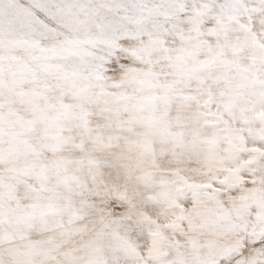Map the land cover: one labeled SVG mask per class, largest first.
<instances>
[{
	"label": "snow or ice",
	"instance_id": "6c2138e0",
	"mask_svg": "<svg viewBox=\"0 0 264 264\" xmlns=\"http://www.w3.org/2000/svg\"><path fill=\"white\" fill-rule=\"evenodd\" d=\"M0 264H264V0H0Z\"/></svg>",
	"mask_w": 264,
	"mask_h": 264
}]
</instances>
